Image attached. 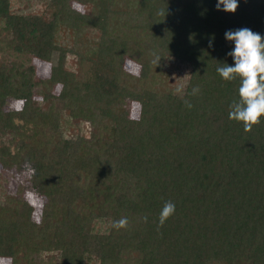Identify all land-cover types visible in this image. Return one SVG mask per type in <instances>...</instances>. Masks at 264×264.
<instances>
[{
  "label": "trees",
  "instance_id": "obj_1",
  "mask_svg": "<svg viewBox=\"0 0 264 264\" xmlns=\"http://www.w3.org/2000/svg\"><path fill=\"white\" fill-rule=\"evenodd\" d=\"M24 1L45 8L0 0V168L25 175L0 185V264H264V119L230 120L240 81L217 73L227 31L264 37V0Z\"/></svg>",
  "mask_w": 264,
  "mask_h": 264
},
{
  "label": "clouds",
  "instance_id": "obj_2",
  "mask_svg": "<svg viewBox=\"0 0 264 264\" xmlns=\"http://www.w3.org/2000/svg\"><path fill=\"white\" fill-rule=\"evenodd\" d=\"M239 7L238 0H218L217 10L227 13H235ZM163 14V12H161ZM225 38L234 42L235 47L228 53L233 58L234 64H221L217 73L225 81L239 79L238 100H234L229 106V119L243 124L245 132H251L253 127L264 119V37L250 28L244 27L229 30ZM212 46L211 41L209 47ZM153 63L159 65L160 56L153 53ZM184 79V78H183ZM199 87H194L191 95L199 94ZM177 93L183 95V88H178ZM188 108L192 107L190 101L185 100ZM176 206L172 201H165L158 215L157 230L164 226L166 221L175 214ZM147 223L148 217H142ZM129 220L121 217L113 222L117 230L127 228Z\"/></svg>",
  "mask_w": 264,
  "mask_h": 264
},
{
  "label": "rangeland",
  "instance_id": "obj_3",
  "mask_svg": "<svg viewBox=\"0 0 264 264\" xmlns=\"http://www.w3.org/2000/svg\"><path fill=\"white\" fill-rule=\"evenodd\" d=\"M12 8L15 11H23L24 13H41L44 10V5L39 3L37 4L36 2H25L23 1H17V0H13L12 2ZM67 62L69 65L68 69H74L75 68V63H76V59L74 57H68L67 58ZM56 64V61L54 60L52 62V65ZM167 68L168 71L170 72L172 78V81L176 82V79L178 77L183 78L184 75L186 74V68L185 67H177L175 65V63H171L169 62L167 64ZM127 70L130 73H133L135 75H137L139 73V69L133 65H128L127 66ZM50 73V66L47 67H38L37 69V77L39 76H48ZM56 94L58 93V88L55 91ZM139 114V105L138 104H134L132 107V117L133 118H137ZM25 181V175H22L21 177L17 176L15 173L11 172V171H5L2 170L0 168V185L2 189H6V191L8 193H12L14 194L15 191L21 187V185L24 183ZM25 184V183H24ZM25 198L31 203V205L34 207V209L36 210L35 213L36 215L38 214V210L40 209L41 205H42V199L38 198L35 196V194L33 193H29L26 191V193L24 194ZM1 197V196H0Z\"/></svg>",
  "mask_w": 264,
  "mask_h": 264
}]
</instances>
